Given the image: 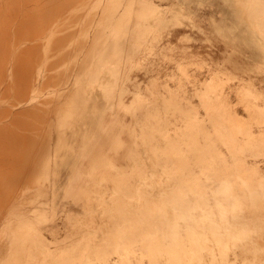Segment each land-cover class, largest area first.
Wrapping results in <instances>:
<instances>
[{"label":"rangeland","instance_id":"374dc122","mask_svg":"<svg viewBox=\"0 0 264 264\" xmlns=\"http://www.w3.org/2000/svg\"><path fill=\"white\" fill-rule=\"evenodd\" d=\"M106 1L69 0L73 14L56 30L62 37L55 41L54 33L53 40L41 39L40 59L49 56L55 80L42 88L45 100L39 108L29 112L34 120L30 129L38 140L27 148L26 154L31 153L26 160L10 169L27 173L19 189L31 191L22 201L28 215H21L16 227L23 237H37L50 249L84 245L77 240L78 229L85 226L79 222L88 221L85 212L93 205L90 198L103 196L92 191L101 186L98 179L112 191L111 199L102 203V228L110 238L103 244L127 243L114 239L143 237V229L165 230L173 219L181 223L185 186L168 180L179 179L176 171L191 154L195 138L189 131L194 126L195 134L200 133V124L206 122L208 92L219 91L225 100H235L229 92L242 88L261 109L257 118L244 105V120L264 132V60L248 63L244 70L232 65L234 56L249 60L250 50L224 28L223 0H143L148 8L142 16L139 0H121L126 5L123 23L104 28ZM246 13L264 42V0H253ZM101 68H110L106 81L88 75ZM67 80L72 90L60 98ZM210 82L215 86L208 90ZM98 90L97 100L92 93ZM112 107L115 113L111 114ZM159 137L165 144L158 146ZM141 146L153 150L160 170L158 182L166 181L168 190L150 194L142 185L137 191L131 182L147 168L137 160ZM110 160L120 171L110 167ZM165 165L168 177L161 173ZM80 168L88 173L82 179L85 191L92 190L76 195L72 184ZM137 197L138 203L134 202ZM133 206L139 208L136 215L130 214Z\"/></svg>","mask_w":264,"mask_h":264},{"label":"bare ground","instance_id":"6f19581e","mask_svg":"<svg viewBox=\"0 0 264 264\" xmlns=\"http://www.w3.org/2000/svg\"><path fill=\"white\" fill-rule=\"evenodd\" d=\"M68 1L0 0V264H264V132L244 120V105L257 118L261 109L256 100L247 98L242 88L229 92L228 96H235V100H225L219 91L207 93L209 108L204 105L208 109L205 110L207 117L203 118L206 122L200 124V133L195 134L194 126L188 133L195 138L191 144L192 155L189 154L186 163L177 169L175 176L179 179H167L169 183L179 182L185 186L181 223L173 219L165 230L143 229V237H117L114 240L129 242L103 244L110 238L102 228L105 208L102 203L111 199L112 191L110 185L98 179L101 186L88 189L103 196L90 198L93 205L85 212L88 221L79 222L80 226H85L78 229L81 236L77 240L84 241V245L50 249L52 247L41 245L37 237L21 235L22 230L15 222L20 223L21 215L29 211L22 201L31 191L19 189L27 173L10 169L18 166L24 157L26 160L31 153L26 154L27 148L34 139L38 140L30 129L34 120L29 112L39 108V103L45 100L41 96L42 88L55 80L49 56L40 59L41 39L53 40L56 30L70 19L74 7H69ZM106 2L108 7L102 11L107 17L104 28L106 24L110 28L122 24L125 3L121 0ZM252 2L244 0L247 6ZM138 5V14L142 16L148 6L143 0H139ZM247 6L242 0H223L222 3L224 28L250 50L249 60L236 56L232 60V65L243 70L248 63H255L259 58L264 60V42L247 16ZM108 18L112 22H108ZM57 37L56 33L55 41L62 36ZM109 70L88 71V75L106 81ZM68 84V80L65 81L60 98H65L72 90ZM208 85L210 90L215 82ZM99 95V90L92 93L97 100ZM110 113H115L114 107ZM23 115L29 118L24 119ZM113 121L110 116L109 123ZM137 135H133L134 141ZM158 142V146L165 144L160 137ZM195 145L198 146L192 148ZM152 152L141 146L137 160L145 162L147 168L141 178H133L131 182L137 191L142 185L148 193L160 194L168 189L166 181L158 182L160 170ZM127 158L131 160L129 155ZM109 165L113 170L120 168L111 160ZM168 167L161 168L164 177L169 176ZM86 174L80 168L73 180L72 190L76 195L86 189L82 185ZM139 200L134 198L136 203ZM133 208L130 214L136 215L139 208ZM19 244L21 248L11 251V246ZM48 256L53 259L46 260Z\"/></svg>","mask_w":264,"mask_h":264}]
</instances>
